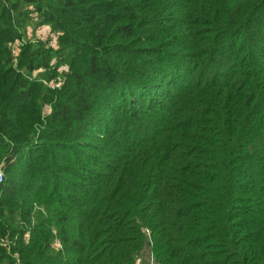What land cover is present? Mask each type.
I'll list each match as a JSON object with an SVG mask.
<instances>
[{
  "label": "trees",
  "instance_id": "obj_1",
  "mask_svg": "<svg viewBox=\"0 0 264 264\" xmlns=\"http://www.w3.org/2000/svg\"><path fill=\"white\" fill-rule=\"evenodd\" d=\"M0 167V264H264V0H0Z\"/></svg>",
  "mask_w": 264,
  "mask_h": 264
},
{
  "label": "rangeland",
  "instance_id": "obj_2",
  "mask_svg": "<svg viewBox=\"0 0 264 264\" xmlns=\"http://www.w3.org/2000/svg\"><path fill=\"white\" fill-rule=\"evenodd\" d=\"M41 26H44V28L41 29H37V26L35 27V29H28V31L25 34V37H41L42 35L46 36L47 38H49V40H52L53 43L55 42V33L52 29H50V27L46 24H40ZM33 31V32H32ZM43 39V38H42ZM145 232H149L147 229H145ZM149 244L151 243L150 241L148 242ZM146 256V258H145ZM144 262V263H143ZM150 263H157L159 264V261H157L155 259V257L153 256V254L150 251H145L143 252V255L140 256L139 258V264H150Z\"/></svg>",
  "mask_w": 264,
  "mask_h": 264
},
{
  "label": "built area",
  "instance_id": "obj_3",
  "mask_svg": "<svg viewBox=\"0 0 264 264\" xmlns=\"http://www.w3.org/2000/svg\"><path fill=\"white\" fill-rule=\"evenodd\" d=\"M41 28H44V26H41V25H38L37 26V29H41ZM42 38L43 39H46L47 38V35L46 36L42 35ZM48 40H49V38H48ZM49 43L50 44H53V41L52 40H49ZM12 51L14 52V51H16V49L15 48H12ZM2 180H3V170L0 167V182ZM137 264H139V258L137 259ZM150 264H157V263H150Z\"/></svg>",
  "mask_w": 264,
  "mask_h": 264
}]
</instances>
